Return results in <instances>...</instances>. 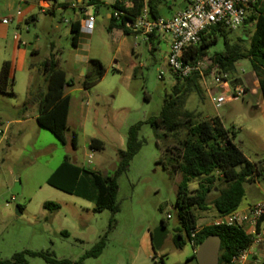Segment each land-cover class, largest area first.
Returning a JSON list of instances; mask_svg holds the SVG:
<instances>
[{"label":"rangeland","instance_id":"rangeland-1","mask_svg":"<svg viewBox=\"0 0 264 264\" xmlns=\"http://www.w3.org/2000/svg\"><path fill=\"white\" fill-rule=\"evenodd\" d=\"M61 1H74L78 6L88 2L89 7L86 14L80 12L76 17L72 4L52 14L43 13L37 6L38 0H0V73L5 62L17 61L19 49L28 52L24 69L18 67L12 72L8 87L12 94L0 92V130L5 131L0 135L1 258L11 260L15 254L33 252L43 257L27 256L28 264H56L47 259L59 264H198L186 235L182 248L177 249L173 242L174 228L179 226L175 203L182 176H173L164 164L169 157L166 147L175 142L158 140L150 125L142 126L139 137L145 144L130 163L129 170L118 178L117 213L97 212L94 203L47 184L66 156L80 167L114 175L117 152L126 149L129 129L159 117L176 83L171 71L162 68L164 64L167 66L168 37L161 38L159 44L154 41L146 46L144 36L124 35L120 30L109 32V26L118 23L108 17L112 14L113 0H95L98 6L89 3L91 0ZM172 1H176V6L160 10L166 19L185 3L184 0ZM26 3L35 6L36 23L18 17ZM94 13V32L87 37L79 36L77 47H73L70 23L75 20L84 23L86 15ZM6 19L10 20L7 24ZM248 28L254 30V25ZM244 30L242 26L227 31L230 41L241 38ZM217 38V43L209 49L210 55L224 50L223 37L218 34ZM21 42L27 46H21ZM51 44L56 46L60 68L76 81L74 87L67 89L72 111L66 145L36 122L39 105L35 92L41 86V64L49 57ZM33 48L38 50L35 56L31 54ZM78 48L89 53L91 59L100 60L106 69L102 81L89 90L79 85L85 72L76 59ZM209 64L207 62L208 68ZM216 74V70H211L205 77L209 85L214 84ZM31 77L37 79L33 90ZM230 77L243 80V87L247 89L243 98L217 109L205 91L203 99L197 94L190 96L186 108L200 113L207 121L219 117L226 128L237 132L235 142L244 155L253 163H262L264 114L254 108L261 106L263 99L250 61L237 62ZM227 93L223 89L218 92ZM10 122L12 125L8 126ZM74 133L76 149L71 144ZM92 139L102 141L104 150H91ZM160 159H164V163L159 162ZM17 178L22 188L20 194L13 192ZM261 180L264 183L263 178ZM198 184L199 181L192 182L191 190H196ZM246 188L244 205L259 198L250 185ZM217 194L215 191L209 195L207 212H196L199 227L212 224L218 218L212 205ZM47 202L58 204L60 210H47L44 207ZM17 208L21 209V215L17 214ZM164 223L170 236L160 250H155L151 235ZM101 241L104 242L101 253L88 256L96 253Z\"/></svg>","mask_w":264,"mask_h":264},{"label":"trees","instance_id":"trees-1","mask_svg":"<svg viewBox=\"0 0 264 264\" xmlns=\"http://www.w3.org/2000/svg\"><path fill=\"white\" fill-rule=\"evenodd\" d=\"M93 2V0H91ZM168 0H148L147 6L154 18L161 17L160 9ZM125 2H131L132 8L125 7ZM146 4L145 0H116L113 6L115 11L124 14L116 19L114 13L112 20L118 23L109 26V32L120 30L124 35H131L127 26L142 13ZM67 8V4H63ZM248 15L244 26V34L235 41H230L227 29L221 27L212 28L203 35L202 42L185 52V62H209L210 66L205 70V76L210 75L211 70L220 73L232 74L235 65L241 60H249L252 71L258 81L260 93L264 100V1L258 0L255 9ZM54 14V13H52ZM254 25V30L248 26ZM71 41L73 47H77L81 33V23L75 20L70 23ZM221 35L224 41V50L214 55L209 54V49L217 43V35ZM158 40L151 37L149 44ZM35 55L34 52L31 53ZM208 58V59H207ZM33 66V65H32ZM42 83L36 90V101L39 105V115L36 118L38 125L49 132L62 144H67L68 115L70 97L66 94L68 88L76 85L75 78L69 75L59 66L57 49L51 44V53L42 64ZM14 68L10 62L3 64L0 73V92L12 94L8 91ZM134 73H137V68ZM106 75V69L98 59H91L85 75L79 81L84 90H89L97 85ZM172 94L166 100L159 117L150 118L146 122H140L129 129L125 150L117 152L118 165L114 175L102 174L72 163L68 156L48 178L47 184L64 193L90 201L95 204V211H119L116 205L118 194V178L129 170L130 163L141 151L145 140H141L139 132L144 124H148L161 142L173 140V146L166 147L169 154L164 167L173 175L180 174L182 180L178 186V194L175 203L179 226L174 228L176 233L173 239L177 249L185 245L184 235L189 242L193 241L192 232L198 227L196 212H207L209 208L208 198L213 192L217 196L213 200V207L217 217H222L240 209L245 198V184L264 180V167L262 163H253L241 151L235 142L237 132L234 128H226L219 117L204 120L200 113L189 111L186 106L188 99L193 94L204 98L202 78L198 75L187 80L176 78ZM35 78L31 90L36 89ZM247 90V89H246ZM74 149L77 147V135L71 138ZM90 148L93 151L104 150V143L98 139H92ZM159 162L164 163V159ZM199 181L198 188L191 190V184ZM44 207L55 212L60 210L58 204L47 202ZM21 210V209H20ZM167 226V223H164ZM218 236L222 240L219 264L228 263L251 244V237L242 228L205 225L201 227L195 241L201 245L208 237ZM104 242L101 241L95 249L96 253L88 256L99 255ZM29 257H43L40 253L23 252L13 256L11 260L2 259L0 264H28ZM48 262H59L47 259ZM163 262V260H161Z\"/></svg>","mask_w":264,"mask_h":264},{"label":"built area","instance_id":"built-area-1","mask_svg":"<svg viewBox=\"0 0 264 264\" xmlns=\"http://www.w3.org/2000/svg\"><path fill=\"white\" fill-rule=\"evenodd\" d=\"M45 2L48 0H44ZM187 8L171 18H154L150 14L145 0V8L142 13L127 26L132 34L141 35L149 41L151 37L158 40L169 38V54L167 59V70L171 71L174 77L184 81L194 75L205 79L207 62H185V52L202 42L203 35L212 28L221 27L227 30H237L241 28L248 17V13L253 11L258 4V0H186ZM77 10L86 14L87 6L79 9L80 6L73 4ZM48 6L42 7V12L46 13ZM124 13L114 11V17L119 19ZM10 20H4L9 23ZM96 28V13L88 14L81 25V32L91 35ZM21 46L26 47L25 42ZM161 73L160 78H162ZM232 79L227 73H220L214 76V88L216 91L211 95V100L217 109L224 104L239 98H243L247 90L243 86H234ZM226 90L228 93L218 94L219 90ZM7 131V128H6ZM5 131L0 130V135ZM92 159V155L90 156ZM171 216H168L170 219ZM215 226H228L242 228L251 237V244L231 258L226 264H264V201L258 202L249 207L246 211H236L229 215L218 217L212 224ZM201 227H197L192 232L191 242L194 251L198 249L196 237Z\"/></svg>","mask_w":264,"mask_h":264},{"label":"crops","instance_id":"crops-1","mask_svg":"<svg viewBox=\"0 0 264 264\" xmlns=\"http://www.w3.org/2000/svg\"><path fill=\"white\" fill-rule=\"evenodd\" d=\"M185 1V3H184V5H182V6H180L179 8H177V9H175L176 11L172 14V15H170L169 16V18H171V17H173V16H175L176 14H178L179 12H181V11H183V10H185L186 8H187V1L186 0H184ZM73 3H75L74 1H70V2H68V1H61V0H48V1H44V0H38V3H37V6L38 7H40V8H42L43 6H48L49 7V9H47L46 10V12H50V13H56V11L57 10H63V9H66V8H63L62 6H63V4H67L68 5V7H69V5L70 4H72L73 5ZM78 3H84V0H78ZM89 3H94V4H96V6H98L99 5V3L97 2V1H95V0H93V2L92 1H90ZM116 4V0H113V2L110 4L111 6H114ZM25 5H27V6H24V7H22L23 9L21 10V12H20V16H18V17H21V16H23L22 17V19L25 21V22H28V21H30V22H32V23H36V19H35V15L33 14V11H34V8H35V6H32L31 4H29V3H26ZM124 5H125V7H127V8H132V3L131 2H125L124 3ZM87 6V8L89 7V5H88V2L85 4V6H80V8L79 9H83L82 7H86ZM174 6H176V1H172V0H168L167 1V3H166V5L164 6V8H172V7H174ZM33 7V8H32ZM67 7V8H68ZM163 7H161V9H162ZM160 9V10H161ZM28 10H30V11H28ZM114 11H115V9L113 8V10H112V14L114 13ZM28 12H30V13H28ZM80 12H81V10H75V16L77 17L78 16V14H80ZM82 13V12H81ZM112 14H110L108 17L109 18H112ZM161 17H162V15H161ZM80 21V20H79ZM80 23H81V25L83 24L81 21H80ZM19 26V25H18ZM80 36L81 37H87V36H90V35H88V34H84V33H80ZM149 41H146L145 40V45L146 46H148V43ZM155 42H157L158 44H159V42H160V40H155ZM38 50L36 49V48H33L32 49V51H31V53L32 52H34V53H36ZM27 51L26 50H22V49H19V55H18V59H17V61L16 62H10L11 64H12V66H13V68L15 69H17L18 67L19 68H21V69H24V67L27 65V63H28V56H27ZM169 54V53H168ZM32 56H35V55H32ZM76 59H77V62L79 63V65L82 67V68H84L83 70H84V72L86 73V71H87V67H88V62L91 60V57H90V55H89V53H87L86 51H83V50H81L80 48H78V50H77V53H76ZM31 67H32V65H31ZM136 68V67H135ZM162 68H163V70L164 71H168L167 70V66H166V64H164L163 66H162ZM41 73V75H42V72H40ZM82 78V77H81ZM34 79H35V77H31V85H32V83H33V81H34ZM243 81V80H242ZM256 83H257V85H258V87H259V84H258V81L256 80ZM202 86H203V88H204V90L207 92V93H209V95H210V97H211V95H213L214 93H215V91H216V88H214V84L213 85H209L208 83H207V80L206 79H202ZM260 89V88H259ZM66 94L67 95H69V97H70V108H69V115H68V127H69V129L71 128V126H70V124H71V111H72V103H71V96H70V94H68L67 93V91H66ZM261 97H262V95H261ZM263 99V98H262ZM262 106V107H261ZM261 106H256L254 109L255 110H259V109H261L262 111H263V114H264V100H263V104L261 105ZM38 117V115L36 116V118ZM12 125V122H10L9 124H8V126H11ZM249 161H251L250 159H248ZM252 162V161H251ZM262 165H263V167H264V159H263V161H262ZM246 185H250V187L255 191V193L259 196V198L258 199H256V200H253V201H251L250 203H246L245 205L243 204V202H242V205H241V207H240V209L238 210V211H241V212H243V211H246L249 207H251V206H253L254 204H256V203H258V202H262V201H264V183L262 182V181H258L257 179L254 181V182H251V183H246L245 184V186H244V188H245V197H246V195H247V188H246ZM252 190V191H253ZM245 199V198H244ZM244 201V200H243ZM195 252V251H194Z\"/></svg>","mask_w":264,"mask_h":264},{"label":"water","instance_id":"water-1","mask_svg":"<svg viewBox=\"0 0 264 264\" xmlns=\"http://www.w3.org/2000/svg\"><path fill=\"white\" fill-rule=\"evenodd\" d=\"M234 86H243L242 79H236L232 82ZM14 193L20 194L22 188L19 182V178L16 179L15 186L13 188ZM17 214L21 215L20 210L17 208ZM170 231L164 224H161L156 228L152 235V244L155 250H160L169 235ZM222 240L218 236L208 237L196 250V260L198 264H219L220 251H221Z\"/></svg>","mask_w":264,"mask_h":264},{"label":"flooded vegetation","instance_id":"flooded-vegetation-1","mask_svg":"<svg viewBox=\"0 0 264 264\" xmlns=\"http://www.w3.org/2000/svg\"><path fill=\"white\" fill-rule=\"evenodd\" d=\"M169 236H170V233H169L168 237H169ZM168 237H167V238H168Z\"/></svg>","mask_w":264,"mask_h":264}]
</instances>
